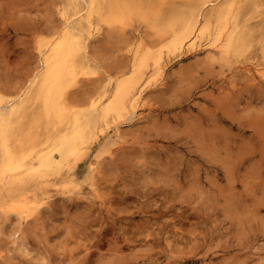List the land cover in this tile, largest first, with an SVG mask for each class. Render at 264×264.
I'll return each mask as SVG.
<instances>
[{
  "label": "rangeland",
  "instance_id": "rangeland-1",
  "mask_svg": "<svg viewBox=\"0 0 264 264\" xmlns=\"http://www.w3.org/2000/svg\"><path fill=\"white\" fill-rule=\"evenodd\" d=\"M125 1L136 10L121 26L95 22V72L69 88L70 105L85 110L94 94L111 93L133 52L166 40L154 25L188 0H146L144 16L140 0ZM238 4L245 42L228 59L209 46L165 56L161 81L135 113L60 172L0 179V264H264V0ZM71 5L0 0L2 99L34 87L41 42ZM29 124L22 129L48 134ZM106 139L114 144L105 149ZM33 197L43 206L26 216Z\"/></svg>",
  "mask_w": 264,
  "mask_h": 264
},
{
  "label": "bare ground",
  "instance_id": "bare-ground-1",
  "mask_svg": "<svg viewBox=\"0 0 264 264\" xmlns=\"http://www.w3.org/2000/svg\"><path fill=\"white\" fill-rule=\"evenodd\" d=\"M79 1L72 0L70 16L41 42V61L32 79L34 87L8 99L0 97V179L6 173L28 179L60 172L70 159L80 157L99 134L108 133L112 125H118L135 113L144 92L161 81L167 64L165 56H180L209 46L222 61L245 42L242 32L236 34L237 8L241 0H224L219 5L216 0H188L183 10L167 15L162 27L159 23L154 25L167 37L161 47L156 52L150 45L140 52L136 48L131 68L122 72L113 91L107 95L94 94L84 110L70 105L66 93L81 75L95 72L88 58V40L100 28L95 22L121 26L127 13L136 9L125 0ZM144 1L140 0V6L135 4L142 16L148 13ZM206 4L209 8L204 10ZM151 15L152 20L161 17L156 13ZM34 102L36 107L30 111ZM25 121L43 125L48 134L40 138L33 135L36 133H28L29 127L22 129ZM21 129L23 133L27 129V134H19ZM113 144L106 139L103 148ZM32 202L28 213V208L23 210L26 216L43 206V200L38 197H33Z\"/></svg>",
  "mask_w": 264,
  "mask_h": 264
}]
</instances>
